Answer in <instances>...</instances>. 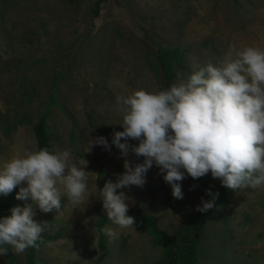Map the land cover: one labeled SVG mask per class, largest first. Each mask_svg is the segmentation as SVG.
Listing matches in <instances>:
<instances>
[{
  "label": "rangeland",
  "instance_id": "obj_1",
  "mask_svg": "<svg viewBox=\"0 0 264 264\" xmlns=\"http://www.w3.org/2000/svg\"><path fill=\"white\" fill-rule=\"evenodd\" d=\"M96 1L0 0V161L36 148L32 126L44 114L53 149L71 150L72 162L86 160L91 172L81 204L62 194L60 211L45 213L30 197L20 201L21 207L32 204L37 223L47 224L38 247L21 254L10 248L0 264H27L31 249L36 264H155L161 244L135 225L118 227L102 206L99 190L124 172V158L112 144L113 132L123 130L116 97L160 90L145 58L152 42L185 50L174 82L187 78L194 62L216 63L230 46L264 49V0H102L93 15ZM99 136L111 150L97 145L87 152L88 139ZM127 159L143 160L131 152ZM145 180L143 187L117 190L128 197L127 215L139 206L160 229L179 231L181 214L191 217L196 208L190 177L185 172L180 182L183 199L172 196L155 165ZM103 215V229L118 235L103 231L102 247L97 221ZM196 264H264V187L228 197L206 225Z\"/></svg>",
  "mask_w": 264,
  "mask_h": 264
},
{
  "label": "clouds",
  "instance_id": "obj_2",
  "mask_svg": "<svg viewBox=\"0 0 264 264\" xmlns=\"http://www.w3.org/2000/svg\"><path fill=\"white\" fill-rule=\"evenodd\" d=\"M116 105L123 130L113 132L112 144L124 158V172L115 182L106 181L99 192L108 220L118 227L134 230L136 220L127 215L128 197L117 190L143 187L154 165L176 199H183L180 182L185 172L193 179L210 172L233 191L264 187V49L230 46L216 63L194 62L190 75L178 77L168 88L138 89L117 96ZM97 145L111 150L107 139L99 136L88 139L87 152ZM130 152L142 162L127 159ZM87 163L72 162L68 149L17 152L0 161V195L24 183L16 199L30 197L42 212L58 213L62 194L73 205L85 201L91 173L85 171ZM206 192L212 199L202 200L197 211L214 207L218 193ZM34 215L32 204H25L0 218V256L9 248L21 254L38 247L47 223H37ZM103 231L117 238L112 229Z\"/></svg>",
  "mask_w": 264,
  "mask_h": 264
},
{
  "label": "trees",
  "instance_id": "obj_3",
  "mask_svg": "<svg viewBox=\"0 0 264 264\" xmlns=\"http://www.w3.org/2000/svg\"><path fill=\"white\" fill-rule=\"evenodd\" d=\"M65 1L70 2L73 0ZM101 1L102 0H97L94 6L91 7L93 15L98 14ZM155 43L152 42L154 48L148 49L147 52L145 51V58L151 64L154 72L159 78L160 90H164L174 83L176 75L183 70L185 66V50L180 49L178 46L166 47ZM89 123H91L90 120ZM32 128L36 141V148H47L49 151L54 150L50 139V131L46 122V115L43 114L33 124ZM101 175L102 173L100 172L99 176ZM190 179L195 189L196 207L201 205L202 200L208 201L212 199V197L207 194L206 190L212 193H218V197L215 200L214 207L206 212L197 211L195 208L191 217L181 214L184 224L179 231L169 233L160 229L157 226L156 217L151 213H144L139 206H136L133 212V217L136 220L135 226L146 230L153 237L154 241L160 243L163 248L162 255L155 264H196L197 253L200 250L207 223L211 221L220 208L225 206L228 197L234 192L224 187L219 179L213 178L210 172L203 177L197 179L190 177ZM18 192L19 189L15 188L6 196L0 195V218L9 216L10 209L20 204L21 200L15 198ZM105 221V215L101 216L97 221L100 232V244L102 247L104 245L103 224ZM58 235V233L54 235L47 234L45 237H42L41 241L54 240ZM9 252L10 248L7 255H9ZM35 258V253L33 249H31L26 256L27 264H36Z\"/></svg>",
  "mask_w": 264,
  "mask_h": 264
}]
</instances>
